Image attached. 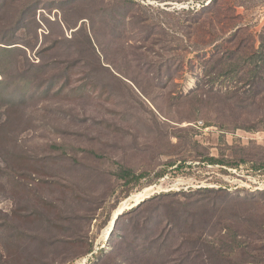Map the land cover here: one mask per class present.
Here are the masks:
<instances>
[{"label":"rangeland","instance_id":"1","mask_svg":"<svg viewBox=\"0 0 264 264\" xmlns=\"http://www.w3.org/2000/svg\"><path fill=\"white\" fill-rule=\"evenodd\" d=\"M211 2L0 0V264H264V0Z\"/></svg>","mask_w":264,"mask_h":264},{"label":"trees","instance_id":"2","mask_svg":"<svg viewBox=\"0 0 264 264\" xmlns=\"http://www.w3.org/2000/svg\"><path fill=\"white\" fill-rule=\"evenodd\" d=\"M217 2V0H212L210 6ZM208 8V7H207ZM237 36V34H235ZM250 53L252 55L253 68L248 70L251 79L254 84L264 81V30L261 32L259 37V46L255 47V44L251 45L250 50L247 51V55Z\"/></svg>","mask_w":264,"mask_h":264},{"label":"bare ground","instance_id":"3","mask_svg":"<svg viewBox=\"0 0 264 264\" xmlns=\"http://www.w3.org/2000/svg\"><path fill=\"white\" fill-rule=\"evenodd\" d=\"M149 190H150V188H146L142 192L132 195V197L129 200L125 201L122 204V207L125 206V205H127L128 201H132V202H135V203L136 202H139L142 198H144L145 196H147ZM122 207H120V209L118 210V212H120L122 210Z\"/></svg>","mask_w":264,"mask_h":264}]
</instances>
